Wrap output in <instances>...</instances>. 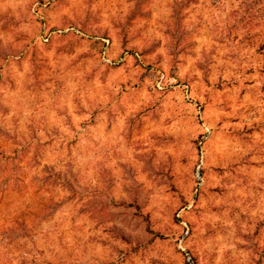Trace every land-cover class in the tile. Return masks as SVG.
<instances>
[{
    "label": "rangeland",
    "instance_id": "374dc122",
    "mask_svg": "<svg viewBox=\"0 0 264 264\" xmlns=\"http://www.w3.org/2000/svg\"><path fill=\"white\" fill-rule=\"evenodd\" d=\"M0 264H264V1L0 0Z\"/></svg>",
    "mask_w": 264,
    "mask_h": 264
},
{
    "label": "trees",
    "instance_id": "16d2710c",
    "mask_svg": "<svg viewBox=\"0 0 264 264\" xmlns=\"http://www.w3.org/2000/svg\"><path fill=\"white\" fill-rule=\"evenodd\" d=\"M259 1H261V0H259ZM263 1H264V0H263ZM248 8H249V5H248ZM251 9H253V7H252ZM258 10L260 11L261 9H260V8H258Z\"/></svg>",
    "mask_w": 264,
    "mask_h": 264
}]
</instances>
